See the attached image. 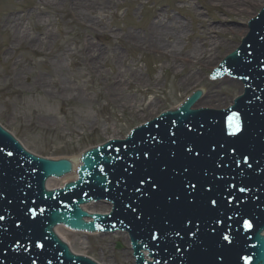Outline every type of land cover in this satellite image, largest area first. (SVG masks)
Returning <instances> with one entry per match:
<instances>
[{"label":"water","instance_id":"1","mask_svg":"<svg viewBox=\"0 0 264 264\" xmlns=\"http://www.w3.org/2000/svg\"><path fill=\"white\" fill-rule=\"evenodd\" d=\"M225 75L243 85L228 108H194L195 92L125 139L84 152L62 189L43 185L72 163L35 157L0 127V264H93L49 235L58 224L127 231L136 264H264V7L212 73ZM233 115L240 131L230 135ZM54 231L76 255L133 264L124 234Z\"/></svg>","mask_w":264,"mask_h":264},{"label":"rangeland","instance_id":"2","mask_svg":"<svg viewBox=\"0 0 264 264\" xmlns=\"http://www.w3.org/2000/svg\"><path fill=\"white\" fill-rule=\"evenodd\" d=\"M145 1L162 6L163 10L176 17L178 12V18L186 23L188 34L198 27L195 15L187 8L189 6L201 13L207 26L215 28L218 26L217 19L222 17L220 27L224 26L231 32L225 36L213 32L202 38L194 33L192 42L198 39L203 48L215 42L213 51L200 62L184 67L180 63L173 64L170 55L160 60L148 51L151 43L145 41V37L152 28L151 9H138L135 14L130 10L128 1L120 0L121 5L115 10L116 18H108L105 24L97 25L103 32L94 35L91 32L93 29L87 28L88 23L74 21L78 14L75 3L56 0L46 6L47 13L43 17L46 26L42 27L50 32L54 41H47L41 47L30 45L31 40L22 43L18 51L11 54L12 62H4L0 55V124L33 154L45 158H73L86 148L111 137L124 138L136 124L151 120L164 109L178 106L193 89H201L204 93L217 90L216 98L212 95L209 100L199 103V107H218L219 110L228 107L234 97L240 95V90L242 94V85L236 80H233L237 83L234 85L210 80L212 63L207 59L218 56V65L226 56V47L232 49L239 45L243 36L238 32H248L247 21L264 6V0H256L247 12L239 15H222L203 0H189L184 9L180 5L186 0ZM33 5V0H0V15L9 6L5 13L15 12L8 16L22 21L33 38L42 30L41 26L35 27ZM91 36L93 39H90ZM2 39L0 35V41ZM86 41L96 45L99 54H102L104 61L100 66L95 69L77 67L72 59L63 58L62 67L54 69L49 54H58L61 47L69 53L73 52V59L77 60L87 47ZM135 43L141 46V51L132 47ZM169 44L167 49H170ZM13 62L20 63L26 74L20 84H12L13 80H10L11 85L7 86L5 74L14 65ZM41 74H44L48 84L47 90L54 91L49 83L56 80L61 84L68 83L72 88L71 94L54 99L45 97L30 84L32 78ZM136 75L142 78L141 81L136 79ZM106 91L111 95H107Z\"/></svg>","mask_w":264,"mask_h":264},{"label":"bare ground","instance_id":"3","mask_svg":"<svg viewBox=\"0 0 264 264\" xmlns=\"http://www.w3.org/2000/svg\"><path fill=\"white\" fill-rule=\"evenodd\" d=\"M56 0H33L34 7L33 12L36 18L35 27L40 28L41 31L38 34H35L33 38L28 33L30 29H27L24 24H22V21L20 20H14V17L8 16V15H14V13H5L6 10H8L9 6H6V10L4 9L1 11L0 15V35L3 36V39L0 41V46L2 47V50L0 51V55L4 58L5 61H11V54L14 52H17L19 47L22 43H27L29 40H31L30 45L37 44L40 47L43 45V43L47 41H54L53 36L50 35V32L45 28L46 23L43 19V17L46 15L47 11L46 6L52 5V3ZM58 1V0H57ZM76 5V18H73L76 23L80 22H86L88 23V27L91 30V32L94 35H98L100 32V29L97 25H103L106 22V19L108 18H116L115 10L120 7L121 3L120 0H70ZM128 1L130 10L134 12L135 14L138 12V9L144 10L145 8L151 9V16H150V25L152 26L150 33L145 37V41H148L151 43V45L148 46V51L154 53L156 55L157 59H164L167 56L170 55V57L173 59V64L180 63L182 66H191L194 63L200 62L202 59L206 57V54H211L213 51V46L215 42L209 43L207 48H203L201 41H191L192 35L194 33L198 34L200 38L206 37L207 35H210L211 33H215L217 35L225 36L231 30H227L224 26L222 28L220 27L221 23L223 21L221 20L222 17H219L217 19V25L215 28L211 26L205 25L203 22L204 20L201 17V13L197 11L196 9H193V6L187 7L188 10L190 9V12L195 15V21L198 24L197 32L196 31H190L192 33H189L188 28L186 27V23L181 21L178 16L179 13H169L166 10L162 9V6H156V4H151L150 1L145 0H125ZM180 2L182 0H179ZM189 0H186V2H181L183 5H180L181 9H184V4H188ZM209 4V6L214 9L218 10V13H221L222 15H239L247 12L249 10V6H252L256 0H203ZM62 3H65V0H62ZM264 4V3H263ZM128 16V14L126 15ZM132 16V15H131ZM224 25V24H223ZM8 27V30L6 29ZM104 29V28H103ZM245 32H238V34L244 36L246 34ZM209 37V36H208ZM90 39H93L91 36ZM173 40V43L169 44V42ZM86 48L81 51V54L78 56L77 60H74L73 52L69 53L59 48L60 51H58V54L51 55L52 61H53V67L54 69H60L62 67V59L63 58H70L74 62V66L80 67L84 66L85 68H93L95 69L96 66H100V64L104 61L102 58V54H99V51L97 50V46L94 45L91 41H86ZM170 45L167 49L166 45ZM202 46H201V45ZM200 45V46H199ZM134 48H137L141 51V46L137 43L132 46ZM227 51L224 55H227L230 53L235 46L232 49H229V47H226ZM229 49V50H228ZM90 50V51H89ZM86 51V52H85ZM89 51V52H88ZM92 52V54H90ZM97 53V54H95ZM218 56L213 55L212 57H209L207 60L208 62L212 63L211 68L214 69L217 65ZM11 69H9L6 74L5 78L8 79L7 86L11 85V81L13 80L12 84H20L21 80L25 76L26 72L22 65L20 63H14ZM171 68V67H169ZM211 69V70H212ZM121 73V72H120ZM116 74V73H115ZM123 74V73H122ZM44 74H41L39 77L32 78L30 81L31 86L37 91H40L44 94L45 97L54 99L55 97H63L64 95L71 94L72 88L68 83H59L56 80H51L49 84L54 88V91L47 90L46 87H48V84L45 80V77H43ZM190 76L193 77V74ZM1 77V75H0ZM10 78V79H9ZM136 79L141 81V77H137ZM222 83H228L231 85H234L236 82L233 80L224 78L222 79ZM237 84V83H236ZM55 85V86H54ZM111 87H113L111 85ZM217 90L209 91L207 93H204L201 99L199 100V103L209 100L210 98H216ZM114 92V90H112ZM107 95H111L109 91H106ZM241 93V90L238 94ZM200 106L199 104L196 106ZM218 108V107H216ZM17 138V137H16ZM115 137H111L110 139H113ZM117 138V137H116ZM18 139V138H17ZM17 142H20L21 146H25L19 139L16 140ZM71 163L73 164L74 169L79 165V156L70 158ZM73 179H76V172L69 173L68 175L62 177V178H56V179H48L46 181V189L53 190L55 188H62V185L64 182H72Z\"/></svg>","mask_w":264,"mask_h":264},{"label":"snow or ice","instance_id":"4","mask_svg":"<svg viewBox=\"0 0 264 264\" xmlns=\"http://www.w3.org/2000/svg\"><path fill=\"white\" fill-rule=\"evenodd\" d=\"M235 115H233V117L229 118L230 121V128L232 129V131L229 133L230 135H234L236 132L240 131V127H239V123H233V121L235 120ZM9 155H11V153H9ZM0 219H3V217H0ZM245 226L246 227H250V225H248L247 222H245ZM225 239H227V237H225Z\"/></svg>","mask_w":264,"mask_h":264}]
</instances>
